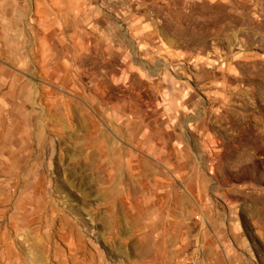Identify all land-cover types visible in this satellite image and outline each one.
<instances>
[{
  "label": "rangeland",
  "instance_id": "obj_1",
  "mask_svg": "<svg viewBox=\"0 0 264 264\" xmlns=\"http://www.w3.org/2000/svg\"><path fill=\"white\" fill-rule=\"evenodd\" d=\"M57 79L82 117L35 102ZM169 106L211 179L190 224L223 233L218 264H264V0H0V264H158L139 243L155 215L110 182L164 173Z\"/></svg>",
  "mask_w": 264,
  "mask_h": 264
},
{
  "label": "crops",
  "instance_id": "obj_2",
  "mask_svg": "<svg viewBox=\"0 0 264 264\" xmlns=\"http://www.w3.org/2000/svg\"><path fill=\"white\" fill-rule=\"evenodd\" d=\"M52 7L57 8V14H62L61 6L51 4L49 12ZM61 25V23L59 26L55 23L53 28L48 25V30H44V32L59 41L64 35V31L58 28ZM35 60L37 68H40L39 76L45 81L52 76V72L57 71V68L60 72L61 70L65 71V59L62 61L60 59L61 62H58L53 70L50 69L51 67L49 69L39 67L40 63L37 57ZM51 84V87L55 86L61 93L64 87H68V83L66 84L63 79H57ZM60 92L56 89L43 90V95H39L42 97L35 98V102H41L44 112L50 114L51 117L73 118L74 114L77 117H82L84 115L83 107L77 96L64 98L63 93ZM72 108H75L76 112ZM163 119V133L172 136L174 142L165 144L166 147H169L167 153L164 152L166 148L162 150L161 164L165 167L164 173L154 179L137 176L125 179L122 183L114 181L110 184L116 188L120 187L116 195L118 198L130 200L135 206H141L144 213L155 215V222L139 225L141 231L139 243L143 244V241L146 240L147 246L156 247L154 252H148L149 261L159 262L158 264H178L180 261L199 259L201 263H221V257L214 244L218 242L223 246L224 242L221 240L224 241L226 238L214 226L215 222H211V228L207 230L202 227L194 229L190 224L189 216H193V214L195 216L196 212L198 214L202 212L201 217L203 218V214L210 207L205 196L210 189L211 179L205 174H197L200 144L191 141L185 142L188 137L186 114L175 111L169 106L163 108ZM123 151L128 155L129 147H124ZM175 152L179 153L178 162H170L168 154ZM125 153L124 156H126ZM115 156L116 148L109 145L108 161L110 165L116 166V161H119V159H115ZM128 163L131 161L129 160ZM168 167H175L178 174L173 176L167 169ZM208 217L212 221L211 216ZM136 245H138L137 242Z\"/></svg>",
  "mask_w": 264,
  "mask_h": 264
},
{
  "label": "bare ground",
  "instance_id": "obj_3",
  "mask_svg": "<svg viewBox=\"0 0 264 264\" xmlns=\"http://www.w3.org/2000/svg\"><path fill=\"white\" fill-rule=\"evenodd\" d=\"M263 134V133H262ZM257 137L261 140L263 136L260 133L257 134ZM257 139V138H256ZM264 139V138H263ZM258 141V140H257Z\"/></svg>",
  "mask_w": 264,
  "mask_h": 264
},
{
  "label": "built area",
  "instance_id": "obj_4",
  "mask_svg": "<svg viewBox=\"0 0 264 264\" xmlns=\"http://www.w3.org/2000/svg\"><path fill=\"white\" fill-rule=\"evenodd\" d=\"M182 264H195L193 261L188 263H182Z\"/></svg>",
  "mask_w": 264,
  "mask_h": 264
}]
</instances>
